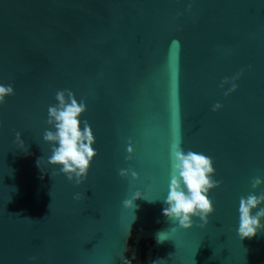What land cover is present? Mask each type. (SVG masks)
I'll use <instances>...</instances> for the list:
<instances>
[{"label": "water", "instance_id": "95a60500", "mask_svg": "<svg viewBox=\"0 0 264 264\" xmlns=\"http://www.w3.org/2000/svg\"><path fill=\"white\" fill-rule=\"evenodd\" d=\"M0 83L15 86L0 105V264H264V231L236 232L240 196L264 191L251 187L264 176V0H0ZM64 88L97 138L81 185L37 165ZM173 139L212 156L223 181L204 226L162 212ZM129 165L139 179L119 175Z\"/></svg>", "mask_w": 264, "mask_h": 264}, {"label": "clouds", "instance_id": "9594fccd", "mask_svg": "<svg viewBox=\"0 0 264 264\" xmlns=\"http://www.w3.org/2000/svg\"><path fill=\"white\" fill-rule=\"evenodd\" d=\"M191 8V4H189ZM178 43V41H173ZM241 72L234 76H225L220 84L231 83L224 95L227 96L239 88L237 80ZM15 95V86L12 83H0V105L6 102V98ZM56 103L49 104L47 108L46 123L49 127L44 129L42 139L50 146V153L37 159V165L42 169L45 165L55 166L52 176L64 174L67 179L76 185H81L88 178L90 168L98 155L96 135L92 125L83 114L88 105L83 99H78L69 88L58 89L55 93ZM224 107L220 101L212 105V111H219ZM0 127H3V119L0 118ZM22 133L16 132V140L20 141ZM21 141V148H24ZM135 151L131 140L126 147L125 159L132 160ZM170 180L166 194L162 198L163 214L175 221L179 227L189 229L201 222V226L209 223V217L216 210L215 200L211 191L222 184V180L216 178L217 169L214 158L203 151L193 149L185 150L180 139H173L169 148ZM122 177L131 176L133 180L139 179L140 173L129 165L119 169ZM264 184V176H256L251 181L252 189H258ZM144 196L143 191L137 188L132 194L122 201L125 208H136L135 201ZM75 200H81L80 192L74 193ZM264 231V191H252L239 198L238 226L236 232L239 238H251ZM159 242L167 239V232L158 234ZM32 261L36 257H30ZM124 264H132V261L124 257ZM155 264V262H154Z\"/></svg>", "mask_w": 264, "mask_h": 264}]
</instances>
